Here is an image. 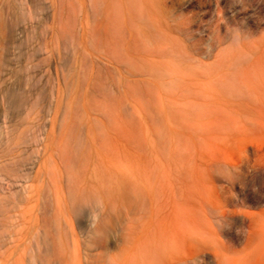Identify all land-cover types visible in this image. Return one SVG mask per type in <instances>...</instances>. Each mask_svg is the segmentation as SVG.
<instances>
[{
  "label": "rangeland",
  "instance_id": "rangeland-1",
  "mask_svg": "<svg viewBox=\"0 0 264 264\" xmlns=\"http://www.w3.org/2000/svg\"><path fill=\"white\" fill-rule=\"evenodd\" d=\"M110 32L115 50L111 44L106 54ZM72 45L84 66L80 95L89 87L93 97V125L108 109L115 121L108 135L114 149L106 156L117 157L122 147L127 170L118 175L95 166L93 191L82 195L65 185L58 218L40 148L49 141L58 90L77 86L74 71L62 78L58 69ZM262 59L264 0H0V210L13 204L24 210L21 187L29 186L17 259L26 244L33 264H101L104 253L119 250L113 232L151 208L150 195L133 186L128 171L136 168L171 184L156 189L174 195L172 211L187 216L179 229L203 227L215 242L169 264H217L216 255L232 264H264V93L255 90L264 86ZM26 109L48 115L45 132L39 144L29 131L27 145L14 151ZM220 164L235 167L236 179L220 176ZM13 171L24 175L17 186L15 177L4 176ZM97 195L104 200L98 221ZM209 205L223 213L213 215L218 223L207 218ZM178 228L169 225L168 233Z\"/></svg>",
  "mask_w": 264,
  "mask_h": 264
},
{
  "label": "bare ground",
  "instance_id": "bare-ground-1",
  "mask_svg": "<svg viewBox=\"0 0 264 264\" xmlns=\"http://www.w3.org/2000/svg\"><path fill=\"white\" fill-rule=\"evenodd\" d=\"M83 4L85 5V3ZM119 26L121 25H118V28H116L119 29ZM112 34L113 32H110V35L104 37L105 39L103 40H105V42L102 40L101 43H105L104 47L101 44L103 50H106L108 46L111 47V44H113L112 49L115 48V41H113L115 36L113 34V38ZM109 36H112V39ZM111 40L113 42H111ZM73 47L74 45H72L71 58L66 62V64L61 65L58 69L62 78L69 76L74 71L76 79L75 82H77V86L74 88H72V86L70 88L69 86H65V89L60 88L58 90L55 101V113L50 117L51 128L49 131V141L44 146V148H40L42 153L40 166L42 169H44L47 181L49 182L54 204L58 210V218L60 214L64 213L63 204L66 194L65 185L71 183V185L68 186L69 189L67 191L70 190L75 194L82 195L83 193H89L90 191H93V169L95 166L102 167L107 173L116 168L118 172L114 174L125 175L122 167L127 164L119 157V155L125 154V150H123L122 147V149H117L119 155L114 152L117 157L109 158V156H106L108 152H111L114 149V146H112L109 142L108 135L111 131L109 126H112L115 121L113 120V116L110 115L111 112H108V109L106 111H102L99 114L100 117H97L96 125H93V97L89 93V87L85 90V95H83V97L80 95V82H82V79H84V72L82 74L81 71L83 70L84 66L82 65L83 62L81 59L76 55V48ZM112 49L110 48L106 50V54ZM59 52L60 51L58 49L56 52L58 57L60 56ZM261 61L263 63L258 66L259 68L257 67L258 72H261L263 75L260 76V79L264 78V59ZM85 80H89V78ZM256 85L257 88H255V90H257L259 93H264V86L260 85L259 83ZM52 102L53 100H51L50 104ZM47 116L45 115V112L42 113L41 116H34L30 110L26 109L24 111V118L21 120L22 123H20L26 124V127L19 134L18 137L20 138L16 139L10 148L14 151L23 149L28 143L26 138L27 133L33 130H35V134L37 133L35 139L36 143L41 142L45 132V118H47ZM108 122H111V124L108 125ZM99 131H102V134L100 135L101 140H98V143H93V137H96L97 132ZM120 135L122 136L120 139L123 142L125 139L124 131H122ZM158 168L159 167L156 166L157 170H159ZM124 169L125 171L127 170L126 165L124 166ZM133 170L134 171L128 172L132 173L135 179L132 182L134 188L138 189L137 191L141 193L145 192L149 194L151 200V208L147 212V219L140 229L143 238H146L150 235L169 234V225H174L178 228V221L180 225L179 228H183V224L187 220V216L179 211H172L176 210L172 204V198L174 195L172 198L168 199V195L166 196L165 193L159 195V191L156 189L158 187L160 189V186L165 188L170 187V182V185L167 186L168 182L167 184H165V181L164 184L159 182L160 176L144 178V174L140 175L138 169L134 168ZM4 176L6 179L11 180V182L12 177H15L16 180H13V184H15V186H17L18 183L17 178L21 177L23 181L24 177V175L18 176L14 171L6 172ZM178 184L180 185V182ZM21 189L24 192V210L18 211L17 205L14 204L10 205L6 209L0 210V224L2 228L0 232V259L5 256V264H33V262L31 263L32 258L29 253L28 245L25 244L24 252L23 255L20 256V259H17L15 255L16 248H14V245H16L18 240V233L21 232L19 227L22 223L25 225V227H28L29 219L27 197L29 193V186L24 184ZM186 198L188 199V196H186ZM184 206L182 208H184ZM161 212H164V214ZM169 213L175 214V222L173 219H171ZM20 218H22V222L19 221ZM179 228L176 230L174 235L180 236L182 234L184 229ZM24 236L25 240H27L26 231ZM36 241V245H39L40 242L38 243V240ZM214 244L215 242L213 238L210 244L186 239L183 242L180 253L171 260L177 259L178 257L187 258L196 251L208 249ZM263 258L264 255L261 254V259ZM216 263L232 264L228 258L219 255H216Z\"/></svg>",
  "mask_w": 264,
  "mask_h": 264
},
{
  "label": "clouds",
  "instance_id": "clouds-1",
  "mask_svg": "<svg viewBox=\"0 0 264 264\" xmlns=\"http://www.w3.org/2000/svg\"><path fill=\"white\" fill-rule=\"evenodd\" d=\"M217 173L231 182L236 179L238 170L228 164L217 166ZM92 207L97 214V221L104 210L103 197L97 195L92 202ZM214 210V213H213ZM147 213H142L130 227H126L118 232H113L116 237L122 241L119 250L116 252L104 253L101 264H169L170 260L178 255L182 249L184 240L191 239L200 243L210 244L212 241L211 234L203 227L190 226L182 231L180 236L174 234L150 235L143 239H138V233L147 219ZM215 217H220L223 213L219 208L209 205L206 216L213 223ZM93 229L95 230V226ZM98 239H103L99 234Z\"/></svg>",
  "mask_w": 264,
  "mask_h": 264
}]
</instances>
